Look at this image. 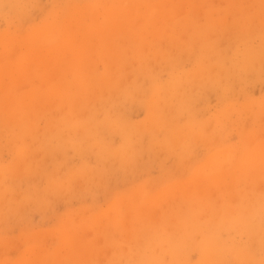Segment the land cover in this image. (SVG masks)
I'll return each instance as SVG.
<instances>
[{
  "label": "bare ground",
  "instance_id": "obj_1",
  "mask_svg": "<svg viewBox=\"0 0 264 264\" xmlns=\"http://www.w3.org/2000/svg\"><path fill=\"white\" fill-rule=\"evenodd\" d=\"M123 1L113 0L115 6H105L104 0L98 2L100 5L96 0L88 3V9L90 5L92 10L101 7L89 22L79 16L76 22L71 20L72 24L50 13L52 20H44L30 31L21 25L20 36L0 33L4 50L15 43L26 44L25 50L11 60V56L6 57L9 52L5 55L0 51V219L46 210L59 197L65 201L76 196L82 203V209L68 210L61 218L57 237L65 247L63 254L32 246V250L22 249L28 254L31 251L29 255L26 252L28 256L4 258L0 264H230L231 259L237 264H264V253L260 252L264 247V185L256 189L259 182L264 183V139H260L264 131L262 136H257L260 130L251 136L248 130L245 135L243 128L239 139L247 148L240 155H235L233 148L211 150L205 166L185 178L188 181L183 179L186 183L174 179L176 184L169 181L172 185L151 191L148 179L135 184L132 178L130 189L108 187L117 177L125 178L141 167L139 157L144 154L148 164L158 160L157 155H172L176 163H183L193 148H199L198 142L207 143L206 154L216 146L223 147L218 141L224 135H217L223 134L221 119L218 123L212 118L205 127L204 120L197 117L196 103L211 94L237 93V86L264 75L262 4L247 0L245 14L234 19L235 30L224 16L233 12L237 0H221L225 8L219 17L205 16L210 21L206 29L191 15L201 13L200 9L208 12L212 0H129L131 5L121 6ZM29 2L0 0V15L21 13ZM184 3L186 10L181 8ZM76 4L69 7L73 16L81 8ZM243 19H247L244 25ZM68 24L73 25L71 32L58 37ZM243 30L260 34L261 41L241 54L236 52L237 40L233 44L230 37ZM149 38L159 46L144 49L151 43H147ZM221 40L228 42L223 52L218 47L223 48L225 41L217 44ZM190 47L197 56L188 70H182L179 58H191L192 54H187ZM225 51L233 59L224 55ZM68 52L70 62L66 61ZM127 64L128 71L124 69ZM164 72L166 77L162 78ZM137 107L143 111V118L132 121L130 114ZM225 108V118L235 111L237 116L251 114L254 121L264 119L262 102L243 104L240 110H234L232 104ZM261 124L264 126V121ZM70 152L79 159L78 165L75 170L62 172L60 165L71 162ZM4 154L9 161L5 162ZM102 190L108 197L106 205L112 208L111 217L101 208L92 215L85 214L84 209L96 204L95 192ZM86 195L91 198L88 205ZM157 207L162 211L153 219L150 214ZM126 217L131 220L124 228L121 218ZM3 222L1 219L0 224ZM117 231L125 235L118 241ZM239 234L247 241H234L233 236ZM99 236L112 247L104 261L96 260L102 256L96 252ZM192 251L197 253L196 260L190 257Z\"/></svg>",
  "mask_w": 264,
  "mask_h": 264
},
{
  "label": "rangeland",
  "instance_id": "obj_2",
  "mask_svg": "<svg viewBox=\"0 0 264 264\" xmlns=\"http://www.w3.org/2000/svg\"><path fill=\"white\" fill-rule=\"evenodd\" d=\"M49 1V2H48ZM75 1V2H74ZM81 1V2H80ZM80 1H78V0H30V4H27V6L23 9V11L25 10V12L27 11V13H25L24 12V14L22 13L23 11H21V13H18V14H16V15H14L13 13L11 14V15H9V16H6V17H1V15H0V33H3V32H5V33H11V34H13V35H15V36H17L16 34L18 33V35L20 34V31L22 30V29H25V28H27L26 30L27 31H30L31 30V28H34V27H36V26H41V24H42V22H44V20L46 21V20H52V15H50V13L52 14L53 13V15L55 16H58V15H60V16H62L63 18H65V19H67V20H69L70 21V23H72V24H74L73 22H76L75 20H78L79 18H81V17H83L82 19L83 20H86L87 22H89V19H90V17H92V15L94 14V11L95 10H97L98 8L100 9L101 7H98V6H95V7H97V9H95V10H92L90 7H91V5H90V7H89V9L87 8L88 6H89V4L88 3H94V1L95 0H80ZM86 1H89V2H86ZM103 0H96V5H100L98 2H102ZM105 1V6H115V5H117L116 3H114L113 2V0H104ZM199 1V0H198ZM246 1L247 0H237L236 1V8H234V10H233V12L232 13H227L224 17H228V18H223V19H225L224 21H230L231 22V24H230V27H232V28H236V27H234V25H232V24H234V19L236 18V17H238V16H243V15H240V14H245V10H247V9H243V7L245 6V5H247V3H248V1H251V0H248L247 1V3H246ZM256 1H258V2H260L261 4H262V8H260L259 9V12H260V16L262 17V18H264V12H262V10H264V0H256ZM39 2V3H38ZM68 2H69V4H68ZM108 2V3H107ZM112 4H111V3ZM214 2H216V4L214 3ZM219 2H221V3H219ZM62 3V4H61ZM78 4V6H81V8H80V10H78V11H76V12H73L74 14L75 13H77L78 15H74L73 16V14H70V9H69V7L71 6V5H73V4ZM87 3V4H86ZM110 3V4H109ZM124 3V4H123ZM242 5H241V4ZM243 3H245L244 5H243ZM76 4V5H77ZM131 5V3H129V0L127 1H123L122 3H120V5L121 6H126V5ZM209 4L211 5V8H209V10H208V12H205V11H202L201 9L199 10V11H201V13L202 14H204V16H202V15H200V17L198 16L199 14H201L200 12H195V14H192L191 16H193L195 19H196V22H198L199 23V26L202 28V25H204L203 26V28H207V26H208V24H209V22L210 21H208V19H205V16L207 15V16H215V18L216 17H219L218 15H219V11H222V9H224L225 8V4H224V2H222L221 0H212V1H209ZM69 5V6H68ZM82 5H84V6H82ZM142 5V4H141ZM183 5V4H182ZM181 5V6H182ZM105 6H103V7H105ZM184 6H186L185 5V3H184V5L181 7L182 8V10H186L187 9V7H184ZM35 7V8H34ZM66 7H68V9L66 8ZM239 7V8H238ZM242 7V8H241ZM27 8V9H26ZM37 8H38V11H37ZM83 8V9H82ZM183 8H185V9H183ZM213 8V9H212ZM238 8V9H237ZM137 9V8H136ZM48 10V11H47ZM89 10H91V12L89 13ZM181 10V11H182ZM211 10H212V12H211ZM215 12H214V11ZM226 10H227V8H226ZM242 10V11H241ZM65 11H68V12H65ZM79 11L81 12V13H79ZM88 11V12H87ZM180 11V10H179ZM65 12V13H64ZM211 12V13H210ZM228 12V11H227ZM235 12V13H234ZM237 12V13H236ZM83 13H85V14H83ZM87 13V14H86ZM180 13V12H179ZM199 13V14H198ZM214 15H213V14ZM233 13H234V15H233ZM22 14V15H21ZM26 14V15H25ZM29 14H31V15H29ZM58 14V15H57ZM68 14V15H67ZM70 14V15H69ZM82 14V15H81ZM183 14V13H182ZM181 13L179 14L180 16L182 15ZM198 14V15H197ZM210 14H212V15H210ZM218 14V15H217ZM231 14V15H230ZM237 14V15H236ZM17 15H18V17H17ZM46 15V16H45ZM67 15V16H66ZM84 15V16H83ZM55 16V17H56ZM64 16H66V17H64ZM80 16V17H79ZM206 16V17H207ZM79 17V18H78ZM86 17V18H85ZM87 17H88V19H87ZM69 18V19H68ZM142 19V18H141ZM73 22H72V21ZM247 19H243V25L244 24H246V23H244V21H246ZM137 21V23H140L141 22V20H139V19H137L136 20ZM52 22V21H51ZM203 24H202V23ZM201 23V24H200ZM224 23V25H228V24H226L227 22H223ZM33 24V25H32ZM141 24V23H140ZM21 25H22V29H21ZM34 25H36V26H34ZM232 25V26H231ZM73 25H67L66 26V29H65V31H64V29H62V30H60L61 31V33H60V35H58V37L60 36V37H63V35L65 34V33H68V32H71V29L73 28L72 27ZM226 26H224V27H226ZM69 28V29H68ZM71 28V29H70ZM245 28V27H244ZM219 29V28H218ZM233 29V30H234ZM16 30V31H15ZM219 30H221V28L219 29ZM235 30H237V28L235 29ZM239 30V29H238ZM213 31V30H212ZM208 32V31H207ZM220 32V31H219ZM240 34V33H239ZM20 36V35H19ZM18 36V37H19ZM229 36H231V35H229ZM228 36V37H229ZM234 37H236V38H234ZM231 39H233V44H235L234 43V41H236L237 40V42H236V52L237 53H240L241 52V54H242V52L244 51V50H246V49H252V48H256L259 44H260V41H261V39H260V34L258 35V33H255V32H253V31H248V32H244V30H243V32H241V34L240 35H238V34H236V35H233V38L232 37H230ZM151 41V43H149ZM225 40H221V41H217V44L219 45V44H222L223 45V42H224ZM125 42V41H124ZM124 42H123V44H124ZM128 43V42H127ZM147 43H149V44H146L144 47V49H146V46L148 47V48H150V49H152L151 47H153V45L154 46H156V44L159 46V42H155L154 40L152 41L150 38H149V41L147 42ZM226 43H228V42H226L225 41V43H224V45H223V48H222V46H220L219 45V47H218V49L219 50H221L222 52H223V50H224V47L227 45ZM125 44H126V42H125ZM22 45V46H21ZM151 45V46H150ZM187 46H190L189 44H187ZM25 48H26V44L25 43H17V45H16V43L15 44H13L10 48H7L6 50H4V49H2L1 48V46H0V51H5V55H7L6 57H9V56H11V57H9V59L11 60V59H14L16 56H18L22 51H24L25 50ZM193 49V47H190L189 48V52L187 53V50L186 49H184L186 52L185 53H187L188 55V57H191V54H192V51L190 52V50H192ZM195 49V48H194ZM128 51L129 52H133V48H129L128 49ZM7 52H9V53H7ZM16 52V53H15ZM7 53V54H6ZM3 54V55H4ZM194 54V53H193ZM192 54V57L191 58H188L187 60L185 59V57H183L184 59H181V58H179V61H178V64H180V66L182 67V68H180V69H182V70H188L191 66H192V64H193V59H194V57L195 56H197V55H193ZM224 55H226L229 59L230 58H232L233 59V56L230 54V53H228V52H224L223 53ZM181 56H183L184 54H183V52L180 54ZM71 57V55L69 54V52H68V54H67V57H66V61H68V62H70V57ZM130 58V57H129ZM234 58H236V59H239L240 58V56H235ZM68 59V60H67ZM203 61V60H202ZM99 64V67H102V64L101 63H98ZM127 65H129V64H127ZM127 65L126 66H124V69L126 70V71H128L129 69H130V65H129V67H127ZM127 67V68H126ZM129 68V69H128ZM166 77V75H165V72L163 73V76H162V78H165ZM260 79H258V80H256V79H254V82H253V79L252 80H250L248 83H246V84H244V86H237V88H238V90H234V91H237V93H234V94H228V95H221V96H217V95H213V94H211V95H208L204 100H201V101H197V103H196V110L198 111L197 112V117L199 118V119H201L202 121H203V125L206 127V125L208 126V124H209V120H212V118H214L213 120L215 121V122H217L218 121V123H219V121H220V119H221V121L223 122H221L220 121V123H219V126H221V124H222V128L220 129V131H222V135H220V132H219V134H217L218 135V138H219V136L221 137V136H223V139H222V137H221V139H220V141H218V139H217V141H218V144H220V142H221V144L220 145H222L223 147H220V146H216L215 148H212V149H210V148H208L207 150H209L208 152H207V154H206V148L208 147V145H207V143L205 144V143H203V142H198L199 144L198 145H196V146H198L199 148H197V147H195V148H193L194 150V152L192 151V154L191 155H189L188 157H189V159L187 160V158H185L184 160H182L181 162H183V163H185V164H183V163H179V162H177L176 163V159H174L173 158V156L172 155H169V156H167V157H163V156H161V155H157V159L158 160H156V161H154V162H150V164H148V162H147V157H145L146 155L144 154L143 156H140L139 158H140V160H139V162L141 163V167H137V169L136 170H134V173L133 174H135V175H133V174H129V173H127L128 175H129V178H128V175L127 176H125V178L124 177H117L116 178V182H110V184L108 185V187H116V190H121V189H130V188H132V186L134 185L133 183L131 184V182H130V179H132V178H134L135 179V184H139V182L141 183V182H143L144 180H146V179H148L150 182V185L148 186L149 188H151V191H154V190H161L163 187H167V186H169V184L172 182L173 184H176V182L174 181L173 182V180L175 179H177V180H183V179H185V178H188L189 176H190V174L191 173H193V171H195V170H197V168H203V166H205L204 165V163H205V161L210 157V153H211V150L213 151V149H222V148H224V149H226V148H233V151H234V154L235 155H240V153L241 152H243L246 148H244V144H243V141H242V139H239V137H241L242 138V136H239V135H241V134H243L244 133V130H245V128H246V130H245V135H246V133L248 132L251 136L252 135H254V136H256L257 135V133H258V130H260V132L258 133V135L257 136H262V131H264V126H261L262 124H261V122L262 121H264V119H261L260 121H254L251 117H250V113H248V114H250V115H243V114H241L240 116H237V114H236V112L235 111H232L231 112V114L229 115V116H231V117H229V118H225V116H227V114H226V108L225 109H223L224 107H227V106H229V105H234V110H240L241 109V105H243V104H246V103H250V104H253L254 102L255 103H260V102H262V103H264V89H262V88H264V75H262L261 77H259ZM256 82V83H255ZM262 84V85H261ZM260 87V88H259ZM252 90V91H251ZM250 91V92H249ZM257 93V94H256ZM247 96V97H246ZM234 101V102H233ZM245 101V102H244ZM238 107V108H237ZM230 108V107H229ZM236 108V109H235ZM62 109H66L65 107H62ZM134 110H135V112H134ZM138 110V111H137ZM222 111V113H220ZM224 111V112H223ZM132 114H130V119L132 120V121H137V120H141L142 118H143V111L141 110V108H138L137 107V109L136 108H134L133 110H132V112H131ZM135 113V114H134ZM226 114V115H225ZM213 115V116H212ZM234 115V116H233ZM212 116V117H211ZM249 116V117H248ZM238 117V118H237ZM246 117V118H245ZM262 117H264V116H262ZM261 117V118H262ZM240 118V119H239ZM225 119V120H224ZM234 119V120H233ZM207 120V121H206ZM230 120V121H229ZM241 120H243V121H241ZM249 120V121H248ZM252 120V121H251ZM224 121H227V126L225 125L226 124V122H224ZM240 123H238V122ZM42 121H40V123H41ZM251 122V123H250ZM253 122V123H252ZM255 122H257V124L255 123ZM258 122H259V124H258ZM225 123V124H224ZM233 123V124H232ZM244 124V125H243ZM251 124V125H250ZM41 125H42V123H41ZM41 125H40V127H41ZM223 125H224V127H223ZM231 125V126H230ZM249 125V126H248ZM229 126V127H228ZM250 126H252L253 128H250ZM259 126H261L262 127V129H261V127L259 128ZM227 129H226V128ZM233 127V128H232ZM240 127V128H239ZM225 128V132H223V130L222 129H224ZM243 128H244V130H243ZM257 128H259V129H257ZM238 131H237V130ZM63 130H64V128H63ZM248 130V131H247ZM208 131V130H207ZM240 131H242V132H240ZM247 131V132H246ZM257 131V132H256ZM63 132H65V130L63 131ZM237 132V133H236ZM253 132H255L254 134H253ZM208 133V132H207ZM240 133V134H239ZM261 133V134H260ZM235 134H236V136H235ZM260 134V135H259ZM248 136L250 139H251V136ZM215 136H216V134H215ZM230 137H232V138H230ZM234 137V138H233ZM216 138H217V136H216ZM226 138V139H225ZM252 138H255V137H252ZM260 137H258L257 139H259ZM260 139H264V137H261ZM223 140V141H222ZM241 143H240V142ZM217 143V142H216ZM202 144H204V147L202 148ZM218 144H216V145H218ZM242 144V145H241ZM200 145V146H199ZM227 145V146H226ZM229 145V146H228ZM205 146H207V147H205ZM237 146V147H236ZM211 147H213V146H211ZM236 147V148H235ZM199 149V150H198ZM236 151V152H235ZM238 151V152H237ZM71 153V152H70ZM201 153V154H200ZM197 154V155H196ZM204 154H206V155H204ZM71 157H70V163H68L67 165H60V171H62V172H68V170H70L71 169V171L72 170H75L74 168L78 165V161H79V159L78 158H75L76 156H72V153L71 154H69ZM205 156V157H204ZM142 157V158H141ZM204 157V158H203ZM144 158H145V161H144ZM194 158H196L195 160H194ZM4 159H5V162H7V161H9L10 159H8V155L7 154H4ZM6 159H8V160H6ZM142 159V160H141ZM194 160V163L192 162L193 160ZM161 160V161H160ZM190 160H192V161H190ZM186 161V162H185ZM160 162H162V163H160ZM188 162H192L191 164L190 163H188ZM139 163V164H140ZM143 163H145V164H143ZM158 163H160V164H158ZM169 165H168V164ZM198 163V164H197ZM181 164H183V165H181ZM191 165L192 166V168H189V167H191V166H189V165ZM165 165V166H164ZM188 167H187V166ZM72 166V167H71ZM172 166V167H171ZM182 166L183 167H185L184 169H187V170H183V168H182ZM195 166V167H194ZM63 167V168H62ZM163 167V168H162ZM170 167V168H169ZM144 168V169H143ZM177 169V170H176ZM193 169V170H192ZM139 170V171H138ZM159 170V171H158ZM179 170V171H178ZM135 171H136V173H135ZM138 171V172H137ZM166 171V174L164 173ZM168 171V172H167ZM176 171V172H175ZM182 171H185V172H182ZM170 172V173H169ZM173 173V175H172V173ZM164 173V174H163ZM177 173H179V174H177ZM189 173V174H188ZM138 174H139V176H138ZM143 174H145V176L143 175ZM152 174V175H151ZM169 174V175H168ZM144 177H143V176ZM163 175V176H162ZM186 175H187V177H186ZM135 176V177H134ZM142 176V177H141ZM157 176L160 178H158L157 179ZM178 176V177H177ZM150 177H152V179L150 178ZM119 179V180H118ZM147 180V181H148ZM155 180V181H154ZM176 180V181H177ZM185 180H187V179H185ZM185 180H183V181H185ZM119 181V182H118ZM169 181H171L170 183H169ZM183 181H181L182 183H184ZM188 181V180H187ZM187 181H185V183L187 182ZM177 183V185H180V184H182V183ZM172 183L170 184V185H172ZM75 184H78V180H76V182H75ZM164 184V185H163ZM259 184V185H258ZM257 185H258V187L256 188L257 190H259V189H262V187H260V186H262V185H264V183H261V182H259ZM150 186H152V187H150ZM125 187V188H124ZM160 188V189H159ZM103 191V190H102ZM99 191V192H95V194L96 195H94V197H93V199L95 200V202H96V204H95V206L94 207H91V206H89L90 207V209H84V211H85V214H88V215H92V214H94V213H96V211L99 209V208H101L102 210H104V211H106L107 212V215L109 216V217H111V215H112V208H110V207H108V200H107V198L108 197H106V191ZM68 199L67 200H63V198H58L57 200H55V202H53V203H55V204H51V205H49V207L51 206L52 207V209H51V207L49 208H47L44 212L43 211H30V212H28V213H26V214H24L23 215V217H18V215H16L15 216V219H14V217L13 218H10V219H4V218H1L2 219V221H6V222H3L2 224H0V226H2L3 227V229L0 227V260L1 259H4V258H8L9 260H14L15 259V257L17 258L18 256L17 255H19V254H23V255H25V256H28L30 253H31V251H29V254H28V252L27 251H24L23 252V250H28V248H29V250H32L31 249V247L33 246V247H42V248H46V249H49V250H51V251H53L54 249H55V251H56V253H64V249H65V247L64 246H61L58 242H59V235H58V230H59V227H60V225L62 224V222L63 221H61V218L63 217V215L68 211V210H72V209H82V207H81V202H80V200H79V197H76V196H71V197H67ZM61 199V200H60ZM91 198L88 196V195H86L85 196V203L88 205L89 203H90V201H87V200H90ZM58 200H60V201H58ZM81 203V204H80ZM106 204H108V205H106ZM94 205V204H93ZM71 209H70V208ZM67 208V209H66ZM69 208V209H68ZM51 209V210H50ZM2 210H5V209H2ZM48 210H50V211H48ZM111 210V211H110ZM123 210V209H122ZM158 210V211H157ZM48 211V212H47ZM53 211V212H52ZM161 211H162V209L161 208H158L157 207V209H153L152 211H151V213L152 214H150V216L153 218V219H155V217H159L160 216V214H161ZM34 212V213H33ZM91 212V213H90ZM44 213V214H43ZM142 214L143 213H141L140 215L142 216ZM145 215V214H144ZM76 216H79V215H76ZM140 216V217H141ZM146 216V215H145ZM155 216V217H154ZM25 217V218H24ZM143 217V216H142ZM29 218V219H28ZM35 218V219H34ZM0 219V220H1ZM25 219V220H24ZM123 219V220H122ZM13 220H17V222H14ZM23 220L25 221L24 223H23ZM125 220V221H124ZM130 220H131V218H129V217H126V218H121V221H122V223H123V227L124 228H126L127 226H129V223H130ZM26 221H28L27 223H26ZM103 221V224H104V220H102ZM102 221H101V223H102ZM9 223V224H8ZM15 223V224H14ZM100 222L97 224V225H100L99 227L101 228V226H102V224H101ZM97 225H95V226H97ZM27 226V227H26ZM14 227V228H13ZM42 228V229H41ZM52 229V231H49V230H51ZM45 230V231H44ZM54 230V231H53ZM89 230V231H88ZM23 231V232H22ZM26 231V232H25ZM28 231V232H27ZM30 231V232H29ZM47 231V232H46ZM56 231V232H55ZM91 228H89V229H87V235H88V237H89V235H91ZM36 232H38L37 234H36ZM46 232V233H45ZM10 233V234H9ZM12 233V234H11ZM14 233V234H13ZM21 233V234H20ZM28 233H29V235H28ZM35 233V234H34ZM40 233V234H39ZM57 233V234H56ZM20 235V237H19V235ZM33 234H34V236H33ZM42 234V235H41ZM46 234V235H45ZM14 235V236H13ZM27 235V236H26ZM31 235V236H30ZM57 235H58V237H57ZM29 237L30 238V241H28L26 238H24V237ZM33 236V238H31ZM121 236L123 237V236H125L124 235V231H121V232H119V231H117L116 233H115V239L118 241L120 238H121ZM233 236V235H232ZM237 235H234L233 236V239H234V241H236V242H238V240L239 239H241V240H239V242L238 243H243L244 241H247V239H246V237H245V239H244V241H242V239L244 238V235H241V234H239L238 235V237H236ZM15 237V238H14ZM36 237V238H35ZM243 237V238H242ZM237 238V239H236ZM7 240V241H6ZM9 240V241H8ZM24 240V241H23ZM26 240V241H25ZM33 240H35V241H33ZM99 240V241H98ZM242 241V242H241ZM16 242V243H15ZM6 243H8V244H6ZM10 243V244H9ZM6 244V245H5ZM17 244V245H16ZM58 246H57V245ZM100 244H101V247H100V249L98 248L99 246H100ZM16 245V246H15ZM109 245V246H108ZM10 248H9V247ZM54 246V247H53ZM56 246V247H55ZM96 252L99 254V253H101L102 254V256L101 257H98L97 255L98 254H95V257L97 256V258H96V260H102V261H104L106 258H108V255H110L111 254V249H112V247H111V245L110 244H107V242H105V241H103L102 240V238L99 236L98 237V239H97V243H96ZM105 246L107 247V248H105ZM62 247H64L63 248V250H62ZM103 247V248H102ZM26 248V249H25ZM39 248V249H40ZM57 248H58V250H57ZM111 248V249H110ZM17 249V250H16ZM23 249V250H22ZM22 250V251H21ZM105 250V251H104ZM23 252V253H21V252ZM58 251H60V252H58ZM67 251V250H66ZM26 252H27V254H26ZM39 252V251H38ZM37 252V253H38ZM54 252V251H53ZM106 252V253H105ZM260 252H262V253H264V247H262L261 248V250H260ZM16 254V255H15ZM101 254H99V256L101 255ZM190 254V257L193 259V260H196V258H197V253H195V251L193 252H190L189 253ZM195 254V255H194ZM22 255V256H23ZM58 255V254H57ZM60 255V254H59ZM104 255H107L106 257L104 256ZM20 257V256H19ZM18 257V258H19ZM2 261V260H1ZM99 261V262H100ZM234 262V263H233ZM230 264H237V262L235 261V260H230Z\"/></svg>",
  "mask_w": 264,
  "mask_h": 264
}]
</instances>
